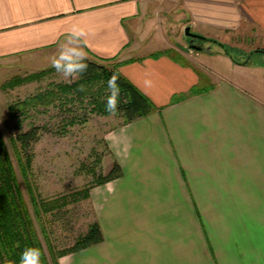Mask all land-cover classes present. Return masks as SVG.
I'll return each mask as SVG.
<instances>
[{"label":"crops","instance_id":"crops-1","mask_svg":"<svg viewBox=\"0 0 264 264\" xmlns=\"http://www.w3.org/2000/svg\"><path fill=\"white\" fill-rule=\"evenodd\" d=\"M165 5L210 39L196 63L167 53ZM72 24L160 110L105 133L123 174L89 192L103 240L59 264H264V0H0V62L50 66ZM238 35L246 58L223 49Z\"/></svg>","mask_w":264,"mask_h":264},{"label":"rangeland","instance_id":"rangeland-1","mask_svg":"<svg viewBox=\"0 0 264 264\" xmlns=\"http://www.w3.org/2000/svg\"><path fill=\"white\" fill-rule=\"evenodd\" d=\"M161 11L166 30L163 31L175 47L171 51L196 63L201 57V50L192 45L199 46L200 39L185 34V27L190 25L186 13L179 7L168 9L166 5ZM155 29L152 40L161 45L162 33L156 35ZM190 31L195 33L197 29L190 28ZM244 41L240 35L233 36L230 45L226 46L234 55L246 58L251 50L249 43ZM210 45H204L203 49L210 51ZM202 58L203 61H209L206 64L210 67L211 64L218 66V58L212 55H202ZM253 60L264 63V56L255 54ZM42 62L31 64L17 60L14 65L0 62V137L9 151L28 202L29 183L34 193L44 200L67 197L61 210L45 215V225L53 245L61 249L72 246L87 231L89 224L95 221L89 192L92 187L99 185L96 184L98 179L108 173L114 160L104 135L110 128L120 124L123 118L117 113L112 115L94 111L87 98L67 100L62 104L65 97L61 95L59 101L47 105H35L33 100L29 101L30 97L46 91L54 83H68L51 65L45 66ZM26 100L27 106L22 105ZM73 117L75 120H71ZM33 124L44 129L40 140L33 146L27 183L11 138Z\"/></svg>","mask_w":264,"mask_h":264},{"label":"trees","instance_id":"trees-1","mask_svg":"<svg viewBox=\"0 0 264 264\" xmlns=\"http://www.w3.org/2000/svg\"><path fill=\"white\" fill-rule=\"evenodd\" d=\"M167 53L175 60L187 63L184 58L175 55L173 51ZM87 63L89 72L85 78L74 83H54L46 91L30 97L28 100H33L35 105H47L59 101L61 95L65 97L61 101L62 104L67 100L77 101L87 98L94 111L109 114L105 111V101L108 95L107 82L113 74H116L122 101L116 113L123 118V123L132 122L160 110L120 72V62L115 61L114 58L107 60L88 58ZM199 77L201 85L193 87L187 94L173 98V102L206 90V85L209 83L205 75L199 72ZM81 87L84 89L83 91L79 90ZM27 103V100L23 101L22 105ZM71 120H75V117ZM43 129L44 127L33 124L29 129L11 138L12 144L16 147L20 170L27 183H29L28 171L33 146L40 140ZM122 174L121 166L117 161H114L108 173L99 178L96 184H103ZM27 188L29 202L21 189L9 151L0 137V264H4L6 259L18 261L21 251L26 246H36L42 250L43 264H59V258L62 256L103 240L100 224L95 220L89 224L87 231L80 235L72 246L56 248L48 234L45 215L61 210L67 202V197L44 200L34 193L30 183Z\"/></svg>","mask_w":264,"mask_h":264},{"label":"clouds","instance_id":"clouds-1","mask_svg":"<svg viewBox=\"0 0 264 264\" xmlns=\"http://www.w3.org/2000/svg\"><path fill=\"white\" fill-rule=\"evenodd\" d=\"M89 31L79 25L72 24L67 31V38L59 47L57 55L51 58V66L65 82L74 83L83 79L89 72L88 53L85 50L88 44ZM108 95L105 101V111L115 115L121 101L118 76L113 74L107 82ZM83 91L81 87L79 89ZM126 102V101H125ZM43 253L39 247L26 246L20 253L19 260L4 261V264H43Z\"/></svg>","mask_w":264,"mask_h":264},{"label":"water","instance_id":"water-1","mask_svg":"<svg viewBox=\"0 0 264 264\" xmlns=\"http://www.w3.org/2000/svg\"><path fill=\"white\" fill-rule=\"evenodd\" d=\"M190 26H187L186 28H185V34L187 35V36H189V37H191V38H193V39H203V40H210V39H208V38H206V37H203V36H200L199 34H196V33H193V32H191L190 31ZM213 42H215L214 40H213ZM194 48H196V49H200V50H202L203 49V47H201V46H195V45H192ZM223 46V49L225 50V52L226 53H231V51H229V49L226 47V46H224V45H222ZM231 57H233L234 58V56L232 55V53H231V55H230Z\"/></svg>","mask_w":264,"mask_h":264}]
</instances>
